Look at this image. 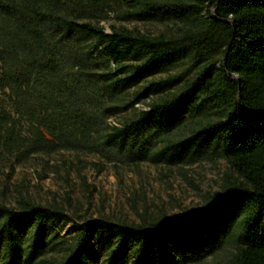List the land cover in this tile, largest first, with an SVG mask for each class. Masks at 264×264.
I'll list each match as a JSON object with an SVG mask.
<instances>
[{
	"label": "trees",
	"instance_id": "trees-1",
	"mask_svg": "<svg viewBox=\"0 0 264 264\" xmlns=\"http://www.w3.org/2000/svg\"><path fill=\"white\" fill-rule=\"evenodd\" d=\"M60 151L228 171L200 205L138 220L0 188V264H264V0H0V173Z\"/></svg>",
	"mask_w": 264,
	"mask_h": 264
},
{
	"label": "rangeland",
	"instance_id": "rangeland-1",
	"mask_svg": "<svg viewBox=\"0 0 264 264\" xmlns=\"http://www.w3.org/2000/svg\"><path fill=\"white\" fill-rule=\"evenodd\" d=\"M111 23L154 34L170 28L116 19L102 24L109 29ZM227 171L224 160H203L184 170L147 163L116 167L95 156L60 151L32 157L14 169L5 168L0 173V188H9L12 202L21 192L42 206H61L74 217L138 220V213L145 209L175 216L200 205L204 194L220 189ZM82 225L71 222L62 233Z\"/></svg>",
	"mask_w": 264,
	"mask_h": 264
}]
</instances>
